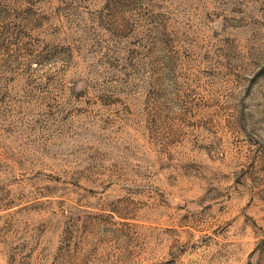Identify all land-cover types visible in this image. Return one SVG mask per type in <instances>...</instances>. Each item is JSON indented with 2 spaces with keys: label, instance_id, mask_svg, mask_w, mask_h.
Returning a JSON list of instances; mask_svg holds the SVG:
<instances>
[{
  "label": "rangeland",
  "instance_id": "374dc122",
  "mask_svg": "<svg viewBox=\"0 0 264 264\" xmlns=\"http://www.w3.org/2000/svg\"><path fill=\"white\" fill-rule=\"evenodd\" d=\"M0 264H264V0H0Z\"/></svg>",
  "mask_w": 264,
  "mask_h": 264
}]
</instances>
